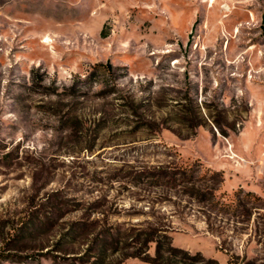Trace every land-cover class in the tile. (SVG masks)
I'll use <instances>...</instances> for the list:
<instances>
[{
  "label": "rangeland",
  "instance_id": "rangeland-1",
  "mask_svg": "<svg viewBox=\"0 0 264 264\" xmlns=\"http://www.w3.org/2000/svg\"><path fill=\"white\" fill-rule=\"evenodd\" d=\"M160 170L264 201V0H0V264H264V209Z\"/></svg>",
  "mask_w": 264,
  "mask_h": 264
},
{
  "label": "trees",
  "instance_id": "trees-1",
  "mask_svg": "<svg viewBox=\"0 0 264 264\" xmlns=\"http://www.w3.org/2000/svg\"><path fill=\"white\" fill-rule=\"evenodd\" d=\"M214 174L221 175L219 172ZM155 176L169 179L172 182H179L178 185L184 189L185 195L197 199L201 204L209 205L220 215L231 216L233 218L244 215L246 217L244 221H249L253 213H258L261 209H264V201L260 197L252 192H244L243 190L236 192L237 198L231 203H221L215 198L216 189L212 187L199 188L195 182L194 174L190 173V171L173 170V172H166L160 170L150 174L149 177L154 178ZM240 193H244V197H241ZM135 237L138 243V246H136L138 248L136 249L139 252H136L133 256L139 257L149 264H177L178 262H185L187 259H200V262L203 264H218L216 260L206 259L199 253L191 255L185 250L173 247L171 238L162 229L141 230L137 232ZM150 243H155L154 256L148 253ZM117 245L114 247L116 252L119 251ZM109 247L108 242L102 243L100 253L105 255ZM7 259H9V256L0 254V262Z\"/></svg>",
  "mask_w": 264,
  "mask_h": 264
}]
</instances>
